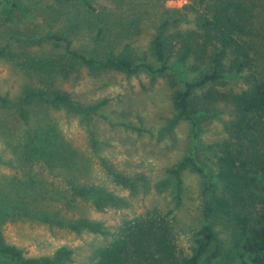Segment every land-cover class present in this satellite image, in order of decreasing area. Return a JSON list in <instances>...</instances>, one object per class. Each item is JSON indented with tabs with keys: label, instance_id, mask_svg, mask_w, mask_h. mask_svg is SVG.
I'll use <instances>...</instances> for the list:
<instances>
[{
	"label": "trees",
	"instance_id": "obj_1",
	"mask_svg": "<svg viewBox=\"0 0 264 264\" xmlns=\"http://www.w3.org/2000/svg\"><path fill=\"white\" fill-rule=\"evenodd\" d=\"M165 1L161 0L162 10L149 53L139 54L131 43L138 16L122 22L107 6H97L92 0H53L58 6L54 9L50 3L46 7L55 13L50 20L57 28L23 31L11 24L30 12L28 4L25 0H1L0 57L22 70L31 81L15 100L0 94V106L14 107L24 124L29 122V106L33 105L93 117L99 115L107 99L84 104L62 89L60 84L75 72L85 69L89 75L107 71L131 75L144 70L152 77L170 75V70L180 65L186 73H194L189 78L182 72L180 86L174 78L170 80V125L187 120L195 127L199 116L219 102L229 105L231 113L224 123V137L193 145L178 162L166 168L167 176L176 181L178 195L185 169L202 174L207 182L202 223L195 233L192 252L182 253L175 242L172 209L147 208L110 232L101 222L61 214L78 200L89 202L98 211L118 208L126 201L104 186L80 182L76 148L46 119L39 125L37 121L32 129L25 153L32 154L58 179L59 184L52 183L47 191L49 208L33 209L24 195L9 205H0L3 211L7 207L16 209L48 227L109 234L110 241L94 251L92 264H215L222 240L214 221L231 227L245 262L264 264V59L260 65L257 38L252 36V32H259L255 8L264 0H189L180 8L166 7ZM258 21L263 31L264 19ZM80 30L88 31L89 44L84 48L73 45ZM45 42L51 45L49 50L29 49L32 43ZM238 80L242 85L236 88ZM122 125L140 131L134 125ZM101 165L117 185L129 190L137 186V178L133 180L116 171L105 159ZM71 254V250L59 248L51 255L27 256L22 248L6 242L0 231V257L7 264H67Z\"/></svg>",
	"mask_w": 264,
	"mask_h": 264
},
{
	"label": "rangeland",
	"instance_id": "obj_2",
	"mask_svg": "<svg viewBox=\"0 0 264 264\" xmlns=\"http://www.w3.org/2000/svg\"><path fill=\"white\" fill-rule=\"evenodd\" d=\"M25 2L30 7V12L20 21L12 23L13 28L32 32H46L57 28V24L51 25L50 20L55 13L51 8L47 10L53 0ZM92 2L97 6H107L122 18V22L138 16L131 43L137 53H149L150 39L162 10L161 0ZM188 2L189 0H166L164 6L180 8ZM57 6L54 2L52 8ZM255 10L259 13L255 24L259 32H252V36L257 38L255 43L261 65L264 59V30L262 31L263 24L258 25V19H264V2L259 3ZM187 17L191 19L192 15ZM188 25L190 24L181 23V26ZM88 44V31L80 30L73 38L75 47L84 48ZM50 48L51 45L45 42L39 45L32 43L29 49L35 51ZM170 72V75L152 77L144 70L131 75L116 71L89 75L85 69L73 73L60 86L74 99L84 104L107 99L99 110V115L93 117L33 105L29 106V122L24 124L18 119L14 107L0 106V203L9 205L17 196L24 195L33 209L49 208L47 191L52 183L59 184L58 179L40 161L34 160L32 154L26 156L25 153L33 135L32 129L37 121L39 125L46 119L54 123L76 148L80 182L104 186L126 201L118 208L107 207L98 211L89 202L78 200L69 210L63 209L61 214L101 222L110 232L123 220L142 213L147 208L157 207L163 211L172 209L175 242L182 253L190 254L195 233L202 223V200L207 182L202 174L185 169L181 175L182 185L178 195L176 181L167 176L166 168L178 162L193 145L199 146L224 137V123L230 119L231 112L229 105L219 102L199 116L195 127L187 120L170 125L169 120L173 115V87L170 80L174 78L180 86V74L187 71L183 66L175 65ZM194 75L186 73L189 78ZM30 81L22 70L0 57V94H6L15 100L23 86ZM240 85L241 80H238L235 86L237 88ZM122 123L134 125L140 131ZM102 159L123 175L133 180L137 178L135 189L129 190L114 183L105 174ZM208 168L206 172L211 174L212 171ZM7 208L8 210L3 211L0 205V231L6 242L22 248L27 256L51 255L59 248H67L72 252L67 264H92L94 251L111 239L109 234L88 231L76 233L65 227H48L40 221L23 216L16 209ZM213 223L222 240L221 253L214 260L215 264H250L244 261L240 247L236 246L237 238L231 227L218 221ZM6 261L0 257V264H7Z\"/></svg>",
	"mask_w": 264,
	"mask_h": 264
}]
</instances>
